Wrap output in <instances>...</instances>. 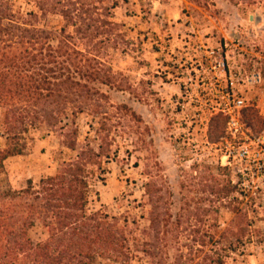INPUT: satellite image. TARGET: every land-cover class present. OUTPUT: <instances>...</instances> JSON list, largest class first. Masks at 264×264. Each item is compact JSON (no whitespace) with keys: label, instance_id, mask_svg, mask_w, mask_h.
Wrapping results in <instances>:
<instances>
[{"label":"rangeland","instance_id":"374dc122","mask_svg":"<svg viewBox=\"0 0 264 264\" xmlns=\"http://www.w3.org/2000/svg\"><path fill=\"white\" fill-rule=\"evenodd\" d=\"M7 1L18 17L36 14L38 28L57 35L63 26L57 15L41 16L37 0ZM119 2L113 20L122 25V37L116 49L110 45L105 48L103 59L112 70L114 85L99 89L115 109L123 105L140 121L126 116L130 115L128 111L118 110L117 117L109 122L113 130L111 156L103 159L98 169H92L87 212L100 211L119 218L129 236L137 237L148 226L150 206L144 198L145 184L152 181V188L163 184L171 218L161 243L164 263L200 261L203 249L192 242L193 237L207 240L216 235L215 231L227 227L232 214L218 204L200 203L206 194L196 192L200 188L198 176H205L203 183L211 188L206 168L213 175L224 170L238 193L243 194L235 196L243 200L240 208L248 215L249 234L235 252L226 251L223 245L209 246L203 252L223 264H264V170H257L252 161L244 166L219 165L220 157L236 148L227 127L230 116L242 127V134L235 138L262 137L264 151V0ZM251 72L260 73V85L245 82ZM230 82L233 94L228 97ZM232 99L243 103L233 108ZM228 103L232 112L222 113ZM1 122L0 109L3 149ZM75 125L78 147L88 141L96 150V120L83 113L76 117ZM24 143V154L18 156L20 173L6 169L0 172V191L20 190L28 180L36 187L47 177V169L52 171L54 166L56 170L76 156V152L61 147L56 133L44 125L30 128ZM200 206L208 214L197 212ZM192 228L199 233L191 232ZM28 235L37 244L47 238V231L36 223ZM212 261L205 264H215ZM96 264L120 263L98 259ZM126 264L148 262L136 253Z\"/></svg>","mask_w":264,"mask_h":264},{"label":"trees","instance_id":"16d2710c","mask_svg":"<svg viewBox=\"0 0 264 264\" xmlns=\"http://www.w3.org/2000/svg\"><path fill=\"white\" fill-rule=\"evenodd\" d=\"M119 5V0H37L41 16L61 17L63 26L55 35L36 27V14L18 17L7 0H0V109L5 139L0 149V172L5 170L6 159L24 154V135L37 125L56 133L61 147L76 152L74 160L62 162L36 187L28 181L20 190L0 191V264H96L98 259L126 264L136 253L148 264H165L161 243L171 218L163 184L159 188H152V181L145 184L144 198L150 206L148 226L137 237L129 236L119 218L87 212L92 169L111 156L113 130L109 122L118 110L128 111L126 116L140 121L123 105L115 109L99 89L114 85L112 70L103 59L105 48L110 45L116 49L122 37V25L113 20ZM83 113L96 120V150L88 141L83 147L77 145L75 120ZM206 169L213 184L211 188L204 184L206 177L200 173L196 192L206 194L200 203L225 207L232 218L226 228L215 231L216 235L207 240L193 237L192 242L203 250L223 245L226 251L235 252L246 243L250 228L248 215L240 208L243 200L235 196L243 194L224 170L213 175ZM196 210L204 215L209 212L201 206ZM36 223L46 229L47 238L33 244L28 233ZM191 232L198 234L199 229ZM203 250L200 261L190 264L212 261ZM214 262L223 264L221 260Z\"/></svg>","mask_w":264,"mask_h":264},{"label":"built area","instance_id":"2783aa9c","mask_svg":"<svg viewBox=\"0 0 264 264\" xmlns=\"http://www.w3.org/2000/svg\"><path fill=\"white\" fill-rule=\"evenodd\" d=\"M245 82L249 86L260 85L262 82V77L258 72H251L249 73V75H246ZM232 86L233 83L230 82V88L227 92L228 97L229 94H233ZM231 103L233 105V108H237L242 105L243 101L232 99ZM220 111L222 113L232 112L230 104H226ZM227 127L231 133V137L234 140L233 145H235L236 148L235 150H230L223 156H221L219 159V165L223 167H229L234 163L235 165L244 166L246 163L252 161L255 162L257 170H264V151L262 148V137H253L249 139L247 136H243L235 138V136H237L239 133L242 134V127L234 116H230ZM229 148H233V146L229 145Z\"/></svg>","mask_w":264,"mask_h":264},{"label":"crops","instance_id":"0c3cea01","mask_svg":"<svg viewBox=\"0 0 264 264\" xmlns=\"http://www.w3.org/2000/svg\"><path fill=\"white\" fill-rule=\"evenodd\" d=\"M19 161L20 160H18V156L9 157L8 159H6L4 161V169H6V171H11V172L17 171L18 173H20L19 172L20 171ZM52 163H54V162L52 161ZM7 164H9V167L7 166ZM15 165H16V168L14 167V170H12V166H15ZM47 170H48V175L47 176H51L55 172V167L53 166V170L52 171H51V169H47ZM13 190H15V189H13Z\"/></svg>","mask_w":264,"mask_h":264}]
</instances>
